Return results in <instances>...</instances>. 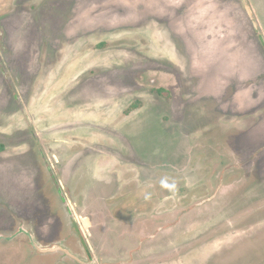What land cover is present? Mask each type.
<instances>
[{"label": "rangeland", "instance_id": "obj_1", "mask_svg": "<svg viewBox=\"0 0 264 264\" xmlns=\"http://www.w3.org/2000/svg\"><path fill=\"white\" fill-rule=\"evenodd\" d=\"M64 202L98 264H264V47L242 0H0V235H69ZM34 250L0 264L58 259Z\"/></svg>", "mask_w": 264, "mask_h": 264}, {"label": "flooded vegetation", "instance_id": "obj_2", "mask_svg": "<svg viewBox=\"0 0 264 264\" xmlns=\"http://www.w3.org/2000/svg\"><path fill=\"white\" fill-rule=\"evenodd\" d=\"M242 1L244 3V7L246 8V11H247V13H248V15L252 21L254 31H255L256 35L258 36V41L264 47L263 37H262V39H260V37H259L261 34V33L259 34L260 27H259L257 20L255 19L253 9L250 6L248 0H246V1L242 0ZM247 6L250 7L252 13H250ZM245 81H247V80H245ZM247 92L249 93L250 91L248 90ZM170 96H171V94H170ZM244 96L247 98V96H249V95L244 94ZM47 166L50 170L49 165H47ZM63 205L65 207V215H66L65 219H66L69 235L60 234L59 236H56L54 239L51 238L50 240H46V239H44V235L49 233L50 227H49V229L43 228L44 231H40L39 233H35L31 229L21 228V229L17 230L16 233L0 235V245H6L8 243H15L17 245H20L21 247H27L29 245V246H31V248L33 250L36 249V250H34L35 252L41 251L42 254H49V252H50V254H59V255H57L58 259H56L57 261L54 264H94L96 262V260L94 259L93 254L91 253L88 246L86 244H84L83 240L79 237L78 233L72 228V226H71L72 225V219L68 215L66 203L64 202ZM55 219H56V216L51 219L52 224H53L52 227L57 226V222ZM28 230H31L30 233L32 234L33 239H31V237L28 235V233H29ZM58 232H56V233H58ZM40 239L42 241H40ZM56 239H58V240H56ZM54 240H56V241H54ZM32 242H35L40 248L46 249V248H52L51 246H53V247L58 246L61 248V250H57V251H53V252L52 251L44 252L42 249H38ZM68 251H70V253ZM96 264H98V263L96 262Z\"/></svg>", "mask_w": 264, "mask_h": 264}, {"label": "water", "instance_id": "obj_3", "mask_svg": "<svg viewBox=\"0 0 264 264\" xmlns=\"http://www.w3.org/2000/svg\"><path fill=\"white\" fill-rule=\"evenodd\" d=\"M246 1V0H245ZM248 7V10L250 11V13H252V11H251V9H250V7L249 6H247ZM85 224L86 225H88V219H85ZM28 235L31 237V239H32V235L30 234V233H28ZM38 249H42L43 251H53V250H56V249H58V246H55V247H52V248H46V249H44V248H40L35 242H32ZM94 264H96V262L94 263Z\"/></svg>", "mask_w": 264, "mask_h": 264}, {"label": "trees", "instance_id": "obj_4", "mask_svg": "<svg viewBox=\"0 0 264 264\" xmlns=\"http://www.w3.org/2000/svg\"><path fill=\"white\" fill-rule=\"evenodd\" d=\"M157 91H158V93L163 94L165 97L170 96V93L168 91L164 90V89H158ZM140 106L141 105H140L139 102H135L134 104H132L131 109H136V108H138Z\"/></svg>", "mask_w": 264, "mask_h": 264}, {"label": "clouds", "instance_id": "obj_5", "mask_svg": "<svg viewBox=\"0 0 264 264\" xmlns=\"http://www.w3.org/2000/svg\"><path fill=\"white\" fill-rule=\"evenodd\" d=\"M161 187L166 188V189H174L175 188V183H168L166 180H162L161 181ZM146 199H148L149 197L146 196Z\"/></svg>", "mask_w": 264, "mask_h": 264}, {"label": "crops", "instance_id": "obj_6", "mask_svg": "<svg viewBox=\"0 0 264 264\" xmlns=\"http://www.w3.org/2000/svg\"><path fill=\"white\" fill-rule=\"evenodd\" d=\"M66 204H68V203H66ZM30 233V232H29ZM31 234V233H30ZM32 235V234H31ZM32 239H33V237H32ZM57 250H61V248L60 247H58V249H56V250H53V251H57ZM52 251V252H53ZM65 251V250H64ZM44 252H48V251H44ZM69 253H70V251H68ZM50 253V252H49Z\"/></svg>", "mask_w": 264, "mask_h": 264}]
</instances>
